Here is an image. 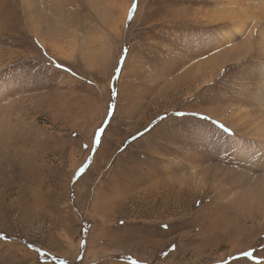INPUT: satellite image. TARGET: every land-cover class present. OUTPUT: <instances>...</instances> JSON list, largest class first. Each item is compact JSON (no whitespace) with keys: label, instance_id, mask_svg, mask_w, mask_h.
Masks as SVG:
<instances>
[{"label":"rangeland","instance_id":"374dc122","mask_svg":"<svg viewBox=\"0 0 264 264\" xmlns=\"http://www.w3.org/2000/svg\"><path fill=\"white\" fill-rule=\"evenodd\" d=\"M261 81L264 0H0V264H264Z\"/></svg>","mask_w":264,"mask_h":264},{"label":"snow or ice","instance_id":"6c2138e0","mask_svg":"<svg viewBox=\"0 0 264 264\" xmlns=\"http://www.w3.org/2000/svg\"><path fill=\"white\" fill-rule=\"evenodd\" d=\"M135 3H133L132 7L129 8V19L132 18V14L134 12V9H135ZM123 58V57H122ZM114 113V108L112 105H109L108 106V115H112ZM104 131L103 128L101 127H98L96 129V132H95V139L93 141V143H98L100 141V138H101V133ZM84 167H81L77 170V176H79L81 173H83L84 171Z\"/></svg>","mask_w":264,"mask_h":264},{"label":"bare ground","instance_id":"6f19581e","mask_svg":"<svg viewBox=\"0 0 264 264\" xmlns=\"http://www.w3.org/2000/svg\"><path fill=\"white\" fill-rule=\"evenodd\" d=\"M230 19H231V21L233 22V25H232L231 27H232V30L234 31V30H235V27H237L238 24L234 23L235 21L233 20V18H230ZM230 30H231V29H230ZM226 37H229V36L226 35ZM262 85H264V81H261V82H260V88L262 89V91H261L262 94H261V95L264 96V92H263L264 87L262 88V87H261ZM257 87H258V86H257ZM261 92H260V93H261ZM263 105H264V104H263ZM228 124H229V123H228ZM231 125H232V123H231ZM229 126H230V124H229ZM232 126H233V125H232ZM232 128H236V127H232ZM232 130H233V129H232Z\"/></svg>","mask_w":264,"mask_h":264}]
</instances>
